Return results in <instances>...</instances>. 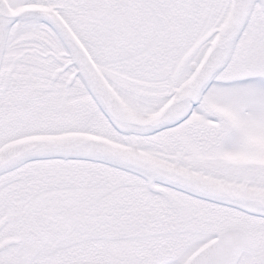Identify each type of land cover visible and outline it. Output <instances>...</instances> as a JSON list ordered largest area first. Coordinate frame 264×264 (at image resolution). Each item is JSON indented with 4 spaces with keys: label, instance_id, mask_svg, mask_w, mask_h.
Masks as SVG:
<instances>
[{
    "label": "snow or ice",
    "instance_id": "6c2138e0",
    "mask_svg": "<svg viewBox=\"0 0 264 264\" xmlns=\"http://www.w3.org/2000/svg\"><path fill=\"white\" fill-rule=\"evenodd\" d=\"M0 264H264V0H0Z\"/></svg>",
    "mask_w": 264,
    "mask_h": 264
}]
</instances>
